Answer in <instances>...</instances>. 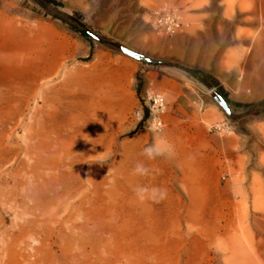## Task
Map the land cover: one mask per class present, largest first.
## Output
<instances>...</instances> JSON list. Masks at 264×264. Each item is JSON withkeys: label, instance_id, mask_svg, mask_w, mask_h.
<instances>
[{"label": "rangeland", "instance_id": "374dc122", "mask_svg": "<svg viewBox=\"0 0 264 264\" xmlns=\"http://www.w3.org/2000/svg\"><path fill=\"white\" fill-rule=\"evenodd\" d=\"M162 6L188 27L157 34L150 14ZM262 9L264 0H0V34L81 69L88 97L104 100L83 186L77 165L22 198L15 180L27 169L9 142L0 182L37 223L20 242L0 241V264H264V107L250 106L264 100ZM95 244L113 249L109 262Z\"/></svg>", "mask_w": 264, "mask_h": 264}, {"label": "bare ground", "instance_id": "6f19581e", "mask_svg": "<svg viewBox=\"0 0 264 264\" xmlns=\"http://www.w3.org/2000/svg\"><path fill=\"white\" fill-rule=\"evenodd\" d=\"M263 11L257 17L261 21L264 19ZM17 39L11 32L0 34V168L8 161L9 142L15 140L18 151L13 160L21 154V163L27 169L22 173L23 180H15L16 186L25 184L26 194L22 198L31 194L32 200L36 198L35 194L50 185L45 180L56 177L58 173L70 176L77 165H80L81 185L87 181L86 162L93 147L88 132L90 123L94 124L99 118L98 111L103 114L104 100L95 103L88 97L89 80L81 69H66L53 57L37 59L35 54L21 53ZM4 68L13 69L14 75L6 77ZM76 89H80V95L75 93ZM156 94L161 97L164 112V97ZM91 105H100L101 108L93 112ZM163 112L160 120H163ZM152 125L155 126L154 123ZM7 188V184L0 182V208L5 214V218L0 216V241L11 244L20 242L27 233L26 227L34 226L37 218H26L28 207L24 199L10 198ZM65 223L74 228L70 217ZM94 249L103 263L110 261L105 259L106 254L113 251L110 246L95 244Z\"/></svg>", "mask_w": 264, "mask_h": 264}, {"label": "built area", "instance_id": "2783aa9c", "mask_svg": "<svg viewBox=\"0 0 264 264\" xmlns=\"http://www.w3.org/2000/svg\"><path fill=\"white\" fill-rule=\"evenodd\" d=\"M151 24L153 30L157 34L172 36L174 34L183 32L188 27V22L183 18L181 10L175 6H162L151 11ZM161 97L159 94H154L149 97L152 103L154 113L155 127L161 126L162 122L159 119V114L163 112Z\"/></svg>", "mask_w": 264, "mask_h": 264}, {"label": "water", "instance_id": "95a60500", "mask_svg": "<svg viewBox=\"0 0 264 264\" xmlns=\"http://www.w3.org/2000/svg\"><path fill=\"white\" fill-rule=\"evenodd\" d=\"M120 49H121V51H122L124 54H126V55H128V56H130V57H133V58H136V59L141 58L140 55H138V54H136L135 52H132V51L126 49V48L121 47ZM217 102H218V104L224 109V111H225L226 113H229V110H228L227 104L224 102V100H222V99L220 98L219 100H217Z\"/></svg>", "mask_w": 264, "mask_h": 264}, {"label": "trees", "instance_id": "16d2710c", "mask_svg": "<svg viewBox=\"0 0 264 264\" xmlns=\"http://www.w3.org/2000/svg\"><path fill=\"white\" fill-rule=\"evenodd\" d=\"M251 107H264V100H261L257 103L250 104Z\"/></svg>", "mask_w": 264, "mask_h": 264}, {"label": "clouds", "instance_id": "9594fccd", "mask_svg": "<svg viewBox=\"0 0 264 264\" xmlns=\"http://www.w3.org/2000/svg\"><path fill=\"white\" fill-rule=\"evenodd\" d=\"M153 151H154V149L151 148V147L145 149V153H146L149 157L152 156ZM138 170H139V169H138Z\"/></svg>", "mask_w": 264, "mask_h": 264}]
</instances>
